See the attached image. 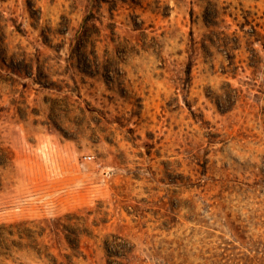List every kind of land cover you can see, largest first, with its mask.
<instances>
[{
  "label": "rangeland",
  "instance_id": "rangeland-1",
  "mask_svg": "<svg viewBox=\"0 0 264 264\" xmlns=\"http://www.w3.org/2000/svg\"><path fill=\"white\" fill-rule=\"evenodd\" d=\"M205 5L0 0V264H264V0Z\"/></svg>",
  "mask_w": 264,
  "mask_h": 264
},
{
  "label": "trees",
  "instance_id": "trees-1",
  "mask_svg": "<svg viewBox=\"0 0 264 264\" xmlns=\"http://www.w3.org/2000/svg\"><path fill=\"white\" fill-rule=\"evenodd\" d=\"M206 3L204 11H203V17H202V22L204 25L210 29L211 32H213L217 28L216 21L219 18V16H225L226 13L223 12V7L218 6V0H198ZM244 20L240 23V28L244 30V27L249 25V20L244 16ZM85 33L81 34V37L83 39ZM250 36V39L252 41L259 40L258 37L261 36L260 32L255 30L254 28H251V31L248 33ZM215 36V35H214ZM217 38V36H215ZM81 39V38H80ZM191 69L189 72H187L188 78L190 77Z\"/></svg>",
  "mask_w": 264,
  "mask_h": 264
},
{
  "label": "built area",
  "instance_id": "built-area-1",
  "mask_svg": "<svg viewBox=\"0 0 264 264\" xmlns=\"http://www.w3.org/2000/svg\"><path fill=\"white\" fill-rule=\"evenodd\" d=\"M90 158V157H89Z\"/></svg>",
  "mask_w": 264,
  "mask_h": 264
}]
</instances>
